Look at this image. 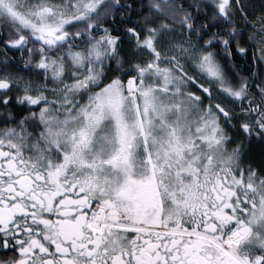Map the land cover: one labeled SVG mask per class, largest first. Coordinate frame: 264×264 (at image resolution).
Masks as SVG:
<instances>
[{
  "label": "snow or ice",
  "instance_id": "6c2138e0",
  "mask_svg": "<svg viewBox=\"0 0 264 264\" xmlns=\"http://www.w3.org/2000/svg\"><path fill=\"white\" fill-rule=\"evenodd\" d=\"M0 264H264V0H0Z\"/></svg>",
  "mask_w": 264,
  "mask_h": 264
}]
</instances>
